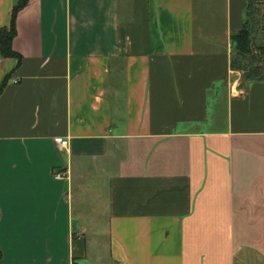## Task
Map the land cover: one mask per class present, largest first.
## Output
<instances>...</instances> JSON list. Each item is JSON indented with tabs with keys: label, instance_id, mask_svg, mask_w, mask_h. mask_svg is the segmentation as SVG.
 Segmentation results:
<instances>
[{
	"label": "crops",
	"instance_id": "crops-1",
	"mask_svg": "<svg viewBox=\"0 0 264 264\" xmlns=\"http://www.w3.org/2000/svg\"><path fill=\"white\" fill-rule=\"evenodd\" d=\"M250 1H28L0 55V264H264V80L231 68Z\"/></svg>",
	"mask_w": 264,
	"mask_h": 264
},
{
	"label": "trees",
	"instance_id": "trees-1",
	"mask_svg": "<svg viewBox=\"0 0 264 264\" xmlns=\"http://www.w3.org/2000/svg\"><path fill=\"white\" fill-rule=\"evenodd\" d=\"M28 1L19 0L13 7L10 25L0 28L1 57H16L19 63L22 57L14 50L13 39L17 34V15L28 4ZM244 17V26L231 34V68L243 71L244 81L264 80V4L248 2ZM10 77L11 73L3 79L0 85V95Z\"/></svg>",
	"mask_w": 264,
	"mask_h": 264
},
{
	"label": "rangeland",
	"instance_id": "rangeland-1",
	"mask_svg": "<svg viewBox=\"0 0 264 264\" xmlns=\"http://www.w3.org/2000/svg\"><path fill=\"white\" fill-rule=\"evenodd\" d=\"M101 213L103 214V211H101ZM102 219H103V218H102ZM97 224L101 225V226H99V227H100L102 230L106 229V228H105V226H106V222H105V221L97 222ZM65 234H66V229L63 228V229H62V233H61V235H62V236H65ZM100 238H101V240H100V244H102V243L105 242V239L107 240V235H102ZM100 244H97V245H96V248H97V249H98V247H99ZM94 250H95V247H94Z\"/></svg>",
	"mask_w": 264,
	"mask_h": 264
},
{
	"label": "built area",
	"instance_id": "built-area-1",
	"mask_svg": "<svg viewBox=\"0 0 264 264\" xmlns=\"http://www.w3.org/2000/svg\"><path fill=\"white\" fill-rule=\"evenodd\" d=\"M67 143H68L67 140H61V141H60L61 146H64V147L67 145ZM55 176H56L57 178H60V177L63 176V174H62L61 172H58V173L55 174ZM73 264H83V263H82V262H73Z\"/></svg>",
	"mask_w": 264,
	"mask_h": 264
}]
</instances>
